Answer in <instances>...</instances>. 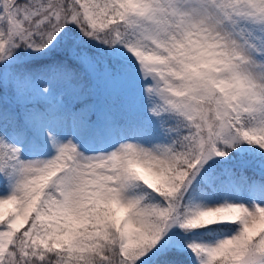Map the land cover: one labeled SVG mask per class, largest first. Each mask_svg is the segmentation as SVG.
<instances>
[{"label": "snow or ice", "instance_id": "obj_1", "mask_svg": "<svg viewBox=\"0 0 264 264\" xmlns=\"http://www.w3.org/2000/svg\"><path fill=\"white\" fill-rule=\"evenodd\" d=\"M0 264H264V0H0Z\"/></svg>", "mask_w": 264, "mask_h": 264}]
</instances>
